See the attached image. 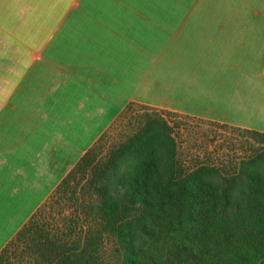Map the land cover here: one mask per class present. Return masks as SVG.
<instances>
[{
  "label": "crops",
  "instance_id": "0c3cea01",
  "mask_svg": "<svg viewBox=\"0 0 264 264\" xmlns=\"http://www.w3.org/2000/svg\"><path fill=\"white\" fill-rule=\"evenodd\" d=\"M256 93L264 0H0V254L129 105L264 133Z\"/></svg>",
  "mask_w": 264,
  "mask_h": 264
},
{
  "label": "trees",
  "instance_id": "16d2710c",
  "mask_svg": "<svg viewBox=\"0 0 264 264\" xmlns=\"http://www.w3.org/2000/svg\"><path fill=\"white\" fill-rule=\"evenodd\" d=\"M235 129L249 152L232 168L187 167L157 114L105 157L104 133L55 190L76 206L68 232L42 234L40 208L0 264L11 247L35 264H264V133Z\"/></svg>",
  "mask_w": 264,
  "mask_h": 264
},
{
  "label": "rangeland",
  "instance_id": "374dc122",
  "mask_svg": "<svg viewBox=\"0 0 264 264\" xmlns=\"http://www.w3.org/2000/svg\"><path fill=\"white\" fill-rule=\"evenodd\" d=\"M260 95L264 96L256 93L255 97L258 98ZM147 113L160 115L169 122L178 142L179 158L187 167L196 162H204L218 167L232 168V165L238 164L249 152V144L242 139L241 133L234 127L179 114L170 116L168 111L151 107L146 109L143 105L135 103L126 107L123 114L105 132L100 144L102 156L105 157L111 149L125 142L137 130L138 122ZM73 204L75 203L70 201L69 197L62 200L54 192L41 207L35 219L42 229V234L54 237L61 232L67 233L70 218L76 208ZM106 247L105 256L110 260L111 245ZM20 252L22 251L14 255L16 252L11 247L9 264H35L33 261L28 262L27 259H18Z\"/></svg>",
  "mask_w": 264,
  "mask_h": 264
}]
</instances>
